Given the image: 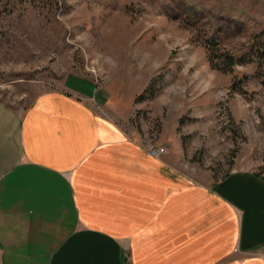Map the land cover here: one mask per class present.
Instances as JSON below:
<instances>
[{
    "label": "rangeland",
    "instance_id": "1",
    "mask_svg": "<svg viewBox=\"0 0 264 264\" xmlns=\"http://www.w3.org/2000/svg\"><path fill=\"white\" fill-rule=\"evenodd\" d=\"M263 44L264 0H0V99L78 93L195 178L264 177V64L219 60Z\"/></svg>",
    "mask_w": 264,
    "mask_h": 264
},
{
    "label": "crops",
    "instance_id": "2",
    "mask_svg": "<svg viewBox=\"0 0 264 264\" xmlns=\"http://www.w3.org/2000/svg\"><path fill=\"white\" fill-rule=\"evenodd\" d=\"M78 95L0 99V264H264L262 175L195 178Z\"/></svg>",
    "mask_w": 264,
    "mask_h": 264
},
{
    "label": "trees",
    "instance_id": "3",
    "mask_svg": "<svg viewBox=\"0 0 264 264\" xmlns=\"http://www.w3.org/2000/svg\"><path fill=\"white\" fill-rule=\"evenodd\" d=\"M42 1V0H41ZM43 1H48V0H43ZM215 40L212 38L206 39L205 40V44H206V48H211L213 49L214 45H215ZM254 53V58H252L250 55H248V52L243 53L239 56H234L230 53H225L223 52V54H221L219 56V60L222 63V67L221 69H230L232 66H234L235 64H247L250 62H256L257 64H264V44L259 46V48H257L256 50H253ZM86 84H90V82H85ZM93 89V87H92ZM91 89V91H92ZM88 92L91 93V91L87 90Z\"/></svg>",
    "mask_w": 264,
    "mask_h": 264
},
{
    "label": "built area",
    "instance_id": "4",
    "mask_svg": "<svg viewBox=\"0 0 264 264\" xmlns=\"http://www.w3.org/2000/svg\"><path fill=\"white\" fill-rule=\"evenodd\" d=\"M153 152H155V151H153Z\"/></svg>",
    "mask_w": 264,
    "mask_h": 264
}]
</instances>
